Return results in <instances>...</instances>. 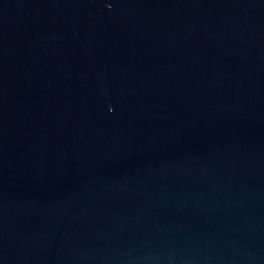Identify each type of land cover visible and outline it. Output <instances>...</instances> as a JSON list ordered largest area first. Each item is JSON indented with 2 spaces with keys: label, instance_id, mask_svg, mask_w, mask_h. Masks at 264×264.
Listing matches in <instances>:
<instances>
[{
  "label": "water",
  "instance_id": "95a60500",
  "mask_svg": "<svg viewBox=\"0 0 264 264\" xmlns=\"http://www.w3.org/2000/svg\"><path fill=\"white\" fill-rule=\"evenodd\" d=\"M0 264H264V0H0Z\"/></svg>",
  "mask_w": 264,
  "mask_h": 264
}]
</instances>
